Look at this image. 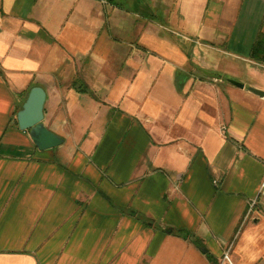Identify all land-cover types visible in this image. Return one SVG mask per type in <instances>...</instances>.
<instances>
[{
    "label": "crops",
    "instance_id": "obj_1",
    "mask_svg": "<svg viewBox=\"0 0 264 264\" xmlns=\"http://www.w3.org/2000/svg\"><path fill=\"white\" fill-rule=\"evenodd\" d=\"M261 29L264 0H0V264H264ZM34 86L59 146L18 126Z\"/></svg>",
    "mask_w": 264,
    "mask_h": 264
},
{
    "label": "water",
    "instance_id": "obj_2",
    "mask_svg": "<svg viewBox=\"0 0 264 264\" xmlns=\"http://www.w3.org/2000/svg\"><path fill=\"white\" fill-rule=\"evenodd\" d=\"M231 83L244 87L243 83L234 79H228ZM250 90L256 94L264 95V92L250 87ZM46 101V91L41 86L31 88L22 108L17 112L18 126L23 131H29L30 137L36 147L39 149H48L59 146L63 138L48 129L44 123V105Z\"/></svg>",
    "mask_w": 264,
    "mask_h": 264
},
{
    "label": "trees",
    "instance_id": "obj_3",
    "mask_svg": "<svg viewBox=\"0 0 264 264\" xmlns=\"http://www.w3.org/2000/svg\"><path fill=\"white\" fill-rule=\"evenodd\" d=\"M250 57L257 62L264 63V30H259L250 49Z\"/></svg>",
    "mask_w": 264,
    "mask_h": 264
},
{
    "label": "rangeland",
    "instance_id": "obj_4",
    "mask_svg": "<svg viewBox=\"0 0 264 264\" xmlns=\"http://www.w3.org/2000/svg\"><path fill=\"white\" fill-rule=\"evenodd\" d=\"M224 76L227 79H234L236 81H242V80L248 81V79H247L248 75L243 69L242 70L239 69V70H236V71H233V72H229L228 74L224 73Z\"/></svg>",
    "mask_w": 264,
    "mask_h": 264
},
{
    "label": "built area",
    "instance_id": "obj_5",
    "mask_svg": "<svg viewBox=\"0 0 264 264\" xmlns=\"http://www.w3.org/2000/svg\"><path fill=\"white\" fill-rule=\"evenodd\" d=\"M263 189H264V185H263Z\"/></svg>",
    "mask_w": 264,
    "mask_h": 264
}]
</instances>
